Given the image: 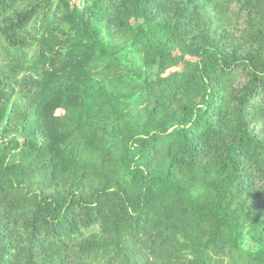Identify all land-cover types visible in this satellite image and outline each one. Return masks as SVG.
<instances>
[{"label":"trees","instance_id":"1","mask_svg":"<svg viewBox=\"0 0 264 264\" xmlns=\"http://www.w3.org/2000/svg\"><path fill=\"white\" fill-rule=\"evenodd\" d=\"M0 0V264H264V0Z\"/></svg>","mask_w":264,"mask_h":264},{"label":"built area","instance_id":"2","mask_svg":"<svg viewBox=\"0 0 264 264\" xmlns=\"http://www.w3.org/2000/svg\"><path fill=\"white\" fill-rule=\"evenodd\" d=\"M73 5H76L80 10H83L85 7V0H73Z\"/></svg>","mask_w":264,"mask_h":264}]
</instances>
